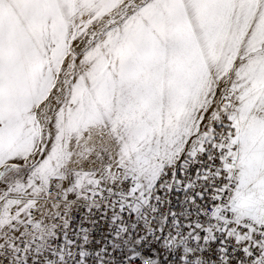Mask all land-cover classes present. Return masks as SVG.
Wrapping results in <instances>:
<instances>
[{"label": "snow or ice", "instance_id": "6c2138e0", "mask_svg": "<svg viewBox=\"0 0 264 264\" xmlns=\"http://www.w3.org/2000/svg\"><path fill=\"white\" fill-rule=\"evenodd\" d=\"M0 264H264V0H0Z\"/></svg>", "mask_w": 264, "mask_h": 264}]
</instances>
